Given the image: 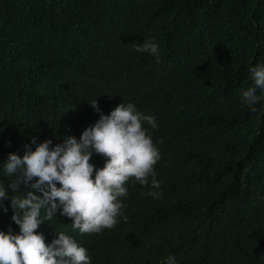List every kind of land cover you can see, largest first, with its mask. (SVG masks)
Segmentation results:
<instances>
[{"label": "trees", "instance_id": "16d2710c", "mask_svg": "<svg viewBox=\"0 0 264 264\" xmlns=\"http://www.w3.org/2000/svg\"><path fill=\"white\" fill-rule=\"evenodd\" d=\"M150 36L158 61L134 46ZM261 61L264 0H0V169L34 135L79 138L92 100L132 101L158 117L162 195L129 181L127 221L81 234L58 211L37 229L46 243L66 231L92 264H264V101L253 112L240 95ZM8 191L0 229L18 232Z\"/></svg>", "mask_w": 264, "mask_h": 264}, {"label": "clouds", "instance_id": "9594fccd", "mask_svg": "<svg viewBox=\"0 0 264 264\" xmlns=\"http://www.w3.org/2000/svg\"><path fill=\"white\" fill-rule=\"evenodd\" d=\"M134 46L157 61L161 58L155 36L134 42ZM249 71L253 83L240 95L243 104L255 112L264 101V61L250 65ZM89 103L100 116L79 138L67 134L54 144L52 138L41 142L34 135L23 145V155L12 151L3 159L0 171L10 181L0 178V205L12 188V220L19 231L0 229V264H92L89 250L74 235L57 231L58 235L46 243V234L37 229L58 211L71 217L72 228L81 234L114 228L129 219L122 199L129 195V181L150 184L148 195H162L163 181L155 167L162 152L151 132L160 126L157 115L146 114L132 101L119 103L110 113L103 111L97 98ZM94 152L106 157L104 166L98 168L92 162ZM22 185L28 191L16 194ZM161 264L180 262L175 254H169Z\"/></svg>", "mask_w": 264, "mask_h": 264}]
</instances>
